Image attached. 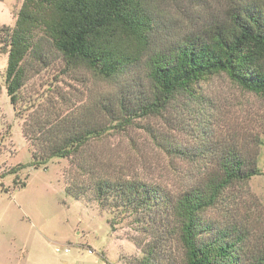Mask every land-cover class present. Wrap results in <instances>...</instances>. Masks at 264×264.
Masks as SVG:
<instances>
[{
    "label": "rangeland",
    "instance_id": "obj_1",
    "mask_svg": "<svg viewBox=\"0 0 264 264\" xmlns=\"http://www.w3.org/2000/svg\"><path fill=\"white\" fill-rule=\"evenodd\" d=\"M22 3L0 0V262L7 257L23 262L27 249L45 264H144L150 255L152 264H186L168 207L178 193L216 170L220 154L229 149L256 166L258 174L230 184L201 213L198 239L212 243L228 229L233 238L247 235L240 264L263 256L264 96L242 89L223 73L201 81L195 97L180 96L163 114L135 116L127 123L119 97L149 89L145 65L110 83L85 65L68 67L63 55L45 43L42 57L25 59L24 84L13 104L6 87L10 46L3 27H15ZM154 3L156 34L164 43L201 31L231 4ZM88 131L93 134L73 155L49 156L51 140ZM41 157L48 158L42 163ZM82 157L99 159L98 167L89 163L96 173L81 170ZM100 169L117 185L141 179L153 187L150 207L136 208L131 196H121L123 188L98 199ZM39 231L47 240L39 238ZM58 244L69 245L70 252L56 253Z\"/></svg>",
    "mask_w": 264,
    "mask_h": 264
},
{
    "label": "trees",
    "instance_id": "obj_2",
    "mask_svg": "<svg viewBox=\"0 0 264 264\" xmlns=\"http://www.w3.org/2000/svg\"><path fill=\"white\" fill-rule=\"evenodd\" d=\"M230 3L201 31L193 29L164 43L156 34L159 11L154 0H23L15 27H3L10 46L6 50L7 93L15 104L24 84L25 59L30 55L42 57L47 43L63 55L68 67L85 65L110 83H116L134 67L145 65L149 89L139 90L133 98L119 97L127 123L135 116L163 114L180 96L195 97L201 81L223 73L242 89L264 96V0ZM91 134L88 131L71 139L51 140L49 156L73 155ZM220 155L217 169L178 193L168 207L177 221V238L186 264H240V246L246 234L233 238L228 229H223L212 243L198 239L201 213L213 206L230 184L258 174L256 166L248 164L235 150ZM32 156L37 160L36 151ZM46 158H40L42 163ZM80 160L82 171L96 173L98 158ZM91 160L95 167L89 165ZM98 173V199L109 190L123 188L121 196H131L128 199L135 202L136 208L150 207L154 188L141 179L123 180L117 185L103 177L101 169ZM242 252L248 256L244 248ZM145 259L144 264H152L151 255ZM247 264H264V255L253 256Z\"/></svg>",
    "mask_w": 264,
    "mask_h": 264
},
{
    "label": "crops",
    "instance_id": "obj_3",
    "mask_svg": "<svg viewBox=\"0 0 264 264\" xmlns=\"http://www.w3.org/2000/svg\"><path fill=\"white\" fill-rule=\"evenodd\" d=\"M4 234H5V233H4ZM39 238H42L43 240H47V236L45 235V232H43V231H39ZM67 246L69 247V250H68V251L63 250V246H60V244L55 245V246H54V250H55L56 253H69L70 250H71V248H70L69 245H67ZM60 247H62V250H61V251L58 250V248H60ZM92 251H93V250L90 249V252H92ZM32 255H33V258H32ZM32 255H31V253L29 252V250L25 249V255H23V259H24V261H23V262L21 261V262L16 263V264H45V263H42L41 258L39 257V255H37V254H33V253H32ZM30 256H31V258L28 259ZM26 259H27V260H26ZM32 260H34V263H33ZM0 264H15V263H13V262H12L11 260H9V258L7 257V258L4 259V261L0 262Z\"/></svg>",
    "mask_w": 264,
    "mask_h": 264
},
{
    "label": "built area",
    "instance_id": "obj_4",
    "mask_svg": "<svg viewBox=\"0 0 264 264\" xmlns=\"http://www.w3.org/2000/svg\"><path fill=\"white\" fill-rule=\"evenodd\" d=\"M58 250L61 251L62 250V247L58 248ZM63 250L68 251L69 250V247L67 245L66 246L63 245Z\"/></svg>",
    "mask_w": 264,
    "mask_h": 264
}]
</instances>
